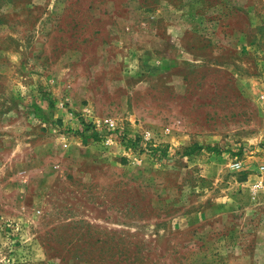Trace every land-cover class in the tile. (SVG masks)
<instances>
[{
    "label": "rangeland",
    "instance_id": "obj_1",
    "mask_svg": "<svg viewBox=\"0 0 264 264\" xmlns=\"http://www.w3.org/2000/svg\"><path fill=\"white\" fill-rule=\"evenodd\" d=\"M263 165L264 0H0V264H264Z\"/></svg>",
    "mask_w": 264,
    "mask_h": 264
},
{
    "label": "trees",
    "instance_id": "obj_2",
    "mask_svg": "<svg viewBox=\"0 0 264 264\" xmlns=\"http://www.w3.org/2000/svg\"><path fill=\"white\" fill-rule=\"evenodd\" d=\"M89 127L86 126L85 127V130H88ZM205 148L203 145H200V144H193V145H189L187 147H185V150H184V154L185 155H192L193 153L197 152V151H200L201 149ZM208 150L210 151H215V147L214 146H207L206 147ZM154 149H159V146H156Z\"/></svg>",
    "mask_w": 264,
    "mask_h": 264
},
{
    "label": "built area",
    "instance_id": "obj_3",
    "mask_svg": "<svg viewBox=\"0 0 264 264\" xmlns=\"http://www.w3.org/2000/svg\"><path fill=\"white\" fill-rule=\"evenodd\" d=\"M262 168L264 169V165L262 166ZM255 187L256 188L260 187V184L259 183H255Z\"/></svg>",
    "mask_w": 264,
    "mask_h": 264
}]
</instances>
